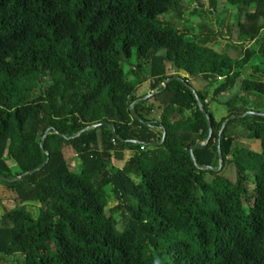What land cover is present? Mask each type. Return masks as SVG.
I'll use <instances>...</instances> for the list:
<instances>
[{
    "label": "trees",
    "instance_id": "obj_1",
    "mask_svg": "<svg viewBox=\"0 0 264 264\" xmlns=\"http://www.w3.org/2000/svg\"><path fill=\"white\" fill-rule=\"evenodd\" d=\"M207 1L236 13L217 51L179 0H0V264H264V0Z\"/></svg>",
    "mask_w": 264,
    "mask_h": 264
},
{
    "label": "rangeland",
    "instance_id": "obj_2",
    "mask_svg": "<svg viewBox=\"0 0 264 264\" xmlns=\"http://www.w3.org/2000/svg\"><path fill=\"white\" fill-rule=\"evenodd\" d=\"M179 8H181L182 12L180 14L170 13L162 16L163 20H169L170 17L177 19V28L184 34L189 36L198 35L201 40V44L206 45L209 48L214 50H220L223 46V43L226 41V31L227 27L237 21L236 13L233 8L223 7L219 13L215 12V10L208 4L207 0H202L201 4L196 0H179ZM252 9V8H251ZM175 22V21H172ZM202 39L204 43H202ZM251 48L256 49V46L252 43L250 44ZM133 62V61H132ZM134 63H130L129 65H124V73L127 75L128 79L132 82H136L138 78L134 76L132 73ZM259 67L260 70H264V58H261L255 54L252 59L246 64L241 72L243 75H249L254 67ZM169 74H174V70L169 68ZM134 71V70H133ZM141 72L144 76L148 77V66L144 64L141 66ZM190 83L194 87H198L195 81L191 80ZM151 80L147 79L144 83L138 85L135 89V95L137 97H149L153 92L150 87ZM211 91V88H210ZM152 107L154 108L153 115L158 118L160 113V108L158 104L154 101H150ZM254 103L253 106L256 108L264 107V100L262 101L259 98H256L251 102ZM252 106V105H251ZM209 107L215 117V120H220L223 116L227 114L226 109L222 106H219L215 103L210 102ZM239 140L248 148L254 151H259L260 146L259 142L251 139L241 137ZM132 154L131 151H126L123 156L122 161L113 160V164L115 168H121L124 162L130 157ZM6 164L11 167L10 169H14V162L10 158H5ZM14 171V170H13ZM131 177L135 182L138 181L136 177L131 174ZM14 193L7 189L4 185L0 184V218L3 216L5 211L14 207L13 201ZM107 208L113 207L116 205V200L112 196V194L108 193L107 198ZM25 209L28 210L33 217L38 215L39 204L35 202H27L24 204Z\"/></svg>",
    "mask_w": 264,
    "mask_h": 264
},
{
    "label": "water",
    "instance_id": "obj_3",
    "mask_svg": "<svg viewBox=\"0 0 264 264\" xmlns=\"http://www.w3.org/2000/svg\"><path fill=\"white\" fill-rule=\"evenodd\" d=\"M233 117H240V115H232V116L228 117V118L225 119V121L223 122L222 127H223V126H224V125H225V124H226L231 118H233ZM101 124H103V123H95V124H93V126H94V127H97V126H99V125H101ZM208 126H209L208 138H207L203 143L196 144L195 146L189 148V152H190L191 156H192V150H193V148L199 147L200 145H203V144H205V143L208 141V139H209V137H210V134H211V129H210V124H209V123H208ZM45 134H46V133H45ZM218 152H219V155H220V148H219V145H218ZM192 157H193V156H192ZM220 163H221V159H220ZM208 168H210V167H208ZM17 178H19V177H17Z\"/></svg>",
    "mask_w": 264,
    "mask_h": 264
},
{
    "label": "crops",
    "instance_id": "obj_4",
    "mask_svg": "<svg viewBox=\"0 0 264 264\" xmlns=\"http://www.w3.org/2000/svg\"><path fill=\"white\" fill-rule=\"evenodd\" d=\"M261 34H262V35L264 34V30H262Z\"/></svg>",
    "mask_w": 264,
    "mask_h": 264
}]
</instances>
